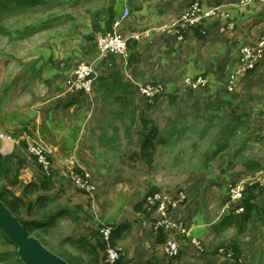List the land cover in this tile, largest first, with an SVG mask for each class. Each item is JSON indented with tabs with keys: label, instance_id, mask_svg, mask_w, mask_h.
Listing matches in <instances>:
<instances>
[{
	"label": "rangeland",
	"instance_id": "obj_1",
	"mask_svg": "<svg viewBox=\"0 0 264 264\" xmlns=\"http://www.w3.org/2000/svg\"><path fill=\"white\" fill-rule=\"evenodd\" d=\"M113 3L112 0H42L34 8L32 5L14 4L8 8L0 5V151L31 158L29 146L23 141H34L36 133L40 132L43 141L36 142L50 152L52 172L49 177L52 178L55 194H61L56 204L68 206L79 218L78 224L74 223L75 220L69 222L67 218L60 221L57 228L46 232L43 243L51 251L64 255L70 264H86V260L82 259L85 254L71 244L64 246L63 239L75 233L85 235L87 229L110 231L120 221H127L134 234H142L138 243L144 242L151 247L153 242L146 231L149 226L153 227L156 216L144 204L142 208L146 212L143 213L137 208L138 204L151 190L159 193L181 192L185 196L182 213L193 214L199 209L214 213L216 210L214 219H224L223 214L232 218L224 229L217 227L220 222L211 224L215 231L213 237L222 236L226 240L221 249L228 261L232 260L233 244H237L244 253L242 264H264V223L258 227L254 216L257 210L252 212L254 214L247 213L249 217L243 213H221L229 203L231 189L240 182L244 184L246 194H264V72L257 76V83L242 87L236 85L233 91L228 88L238 70L240 49L252 46L258 40L252 45L240 46L228 75L219 76L212 85L214 91H211V84L206 79L209 73H202L206 77V86L198 89L200 91L194 92L184 86L182 80L185 76L180 74L183 66L179 61H166L171 67V75H167L165 81L160 74L150 70L149 65L156 59L147 56V53L141 64L144 68L142 73H136L116 56L119 64L122 62L124 65L121 68V64H116L118 78L135 85L136 91L137 87L139 90L140 86L148 84L161 85L164 88L162 95L153 103L146 98L147 101L137 103L136 111L121 114L122 121L118 119L117 109L115 118V113L109 112L104 103L93 105L88 110L82 106L75 120L85 118L86 129L93 126L99 134L96 137L95 132L88 134L89 131L85 133L84 130L79 136L82 141L74 148L57 151L65 147L63 143L67 135L73 133L75 139L78 137L77 122L72 124V118L61 115L52 118V125L46 121V116L58 104L59 97L66 96L69 81L79 65H95L99 78L103 73L100 63L105 58H101L97 49L98 32L95 30L101 28L99 21L107 17ZM215 5L212 8L227 4ZM101 10L105 11V17L98 16ZM35 27L43 29L32 32ZM154 27L135 30L128 24V37ZM143 39L147 38L141 37L139 41L143 42ZM188 61L186 59L185 64ZM111 69L108 73L114 74L115 68ZM256 69L244 81H248ZM97 86L98 82L92 96H96ZM38 117H41L40 129L35 131ZM236 117L240 120L234 121ZM56 120L61 122L56 124ZM230 120L239 128L234 136H228L230 148L227 146L217 155L209 156L210 146L226 143L219 133L227 126L229 129ZM210 125L214 128L210 129ZM86 134L91 144H86ZM147 136H154V149L143 146ZM200 141L203 143L199 144ZM52 142L58 147H54ZM241 149L244 151L243 158H237L232 164V155ZM79 156L91 158L83 161ZM69 159L67 167L65 164ZM13 161L18 166V162ZM9 166L12 168L10 180L17 185L15 171ZM21 172L31 181H38L43 176L40 168L31 163L23 165ZM71 172H87L93 176L94 193L79 189L72 181ZM1 186L10 187V190L13 188L8 179L0 174ZM33 189L18 184L12 194L16 197L23 192L24 195L31 194ZM209 203L213 208H209ZM182 213L180 217L183 219ZM42 214L40 210L36 217ZM123 240L122 247L126 246L128 238ZM202 247L204 252L199 253L201 256L207 251L205 246ZM110 249L119 252L123 258L122 251L108 246L107 252ZM5 251L13 252L15 247L7 246L0 234V253ZM228 264L236 262L232 260Z\"/></svg>",
	"mask_w": 264,
	"mask_h": 264
},
{
	"label": "crops",
	"instance_id": "obj_2",
	"mask_svg": "<svg viewBox=\"0 0 264 264\" xmlns=\"http://www.w3.org/2000/svg\"><path fill=\"white\" fill-rule=\"evenodd\" d=\"M88 1H93V0H88ZM112 1H114L113 8L114 11L116 12V17H115L116 20L123 14L125 9H128L130 11V17L127 23H125L121 28V32L126 36H128V34L130 33L128 32L127 29L128 24L133 26L135 30L138 29L140 30L141 28L143 29L152 26L156 27L161 25L172 24L178 18L179 14H181L184 8L188 6V4H190L189 3L190 0H112ZM208 1L212 5H210ZM202 4L206 9L212 8L213 6H217L215 4H227V5H220L219 7H217L222 9H219L217 14L213 16V18L209 19L205 23V25L203 24L202 26L194 28L190 32H188L183 42H179L175 36L167 35V34H153L150 38L143 39L142 40L143 42L130 40L129 54H128L129 59L127 62V66L131 67V69L136 73H142L141 70H143L144 68L142 67L141 64L145 56V53H147V56L156 59V62H152V64L149 65L152 73L160 74V77L166 81V79L164 78L167 75H171L170 72L171 67L168 66L166 61L168 59L173 61L176 60L181 63L180 66H183V68L180 71V74H184L185 76V78L182 80L184 86L186 85V81L188 79L198 78L199 75H201L199 77L204 78L205 76L202 75V73H206L207 75L209 73L208 77L205 78L207 79V81H209L208 83L211 84L210 86L211 91H214L215 88L212 85L216 83L217 78L219 76L228 75L231 69V65L236 60L237 51L240 48V46L252 45L264 33V0H252L250 2L248 0H202ZM104 14L105 11L103 12L101 10L98 16L101 15L102 17H105ZM104 20L105 18L102 19V21H99V23L101 24V28L99 27L98 30L96 28L95 31L98 32L97 35L102 34V32H107L105 23L103 22ZM227 24L228 25L232 24L233 28L228 29ZM42 29L43 28H34L32 32L37 33L40 30L42 31ZM113 30H114V23L111 32ZM167 52L170 53L169 56ZM186 59L189 60L188 64H185ZM117 64H119L118 59H117ZM120 64L119 65L121 66V68L122 66L124 67L122 62H120ZM100 66L101 68L103 67L104 70L99 78L96 96H92L93 94L92 93L89 96L76 97L75 95L66 93V96L63 95L62 97L61 96L59 97L60 100L58 104H55V106H53L52 109L50 110V114L46 116V121H48L52 125H53L52 118L56 119V117H60L61 115H65L66 117L69 116L70 118H72V124L77 122L76 124L79 130L78 137H76L75 139L76 135H74L73 133L67 135L63 143L65 147L63 149L59 148L57 149V151L62 152L63 150L64 152L65 148L66 150L68 148H72V147L74 148L75 145H77L79 142L82 141V138H80L79 136H81V132H83L84 130L85 133H88L89 131L88 134L90 133L93 134L95 132L94 130L95 127L93 126H89L86 129L87 121L85 120V118L81 119L82 114L80 117L81 120L78 121L75 120L74 117L77 118L78 113H80L79 109H81L82 106H86L88 110L93 105L104 103L107 105L106 107L109 108V112L115 113V118H116V109H117L118 111L117 113L119 114L118 119L122 121L121 114H125V111H127L128 113L132 111H136L137 106L135 105L137 103L141 104L142 100L147 101L146 100L147 98L145 99V97L140 95L138 87H137L136 95L132 97L127 96V94L120 89H117L118 92L116 93V84L118 83L117 81H120L119 83H125L120 78H118L116 74L117 67L115 68L116 65L113 66L112 64H110L109 58H107L101 60ZM111 68L113 69L115 68L114 74L108 73L109 70H112ZM146 70H148V68H146ZM263 72H264V60L259 64V67L256 69L255 73L251 75L250 79L248 78L249 79L248 81L247 80L244 81V79H242L241 82H239L237 85H239V87H242V85L244 84L249 86L251 83H257V76L261 75ZM167 80L169 81L168 78ZM117 87H119V85H117ZM193 91L197 92L200 90H196V91L193 90ZM66 117L64 118L65 122H66L65 119H67ZM40 120L41 117H38V123H37L38 125L34 127L35 131L40 129L39 128ZM233 120L239 121L240 118L236 117ZM230 121H231L230 123L231 126L229 127V129L227 126L219 133L221 139L224 140L226 139V143L223 145L215 144L210 146V151L208 152L209 156L217 155V153H220L221 150L226 149L227 146L230 148L229 142H227L228 136L229 135L234 136V134L237 133L239 129L238 126L233 124L234 121L232 120ZM59 122L61 121L59 120L55 121L56 124H58ZM209 128L213 129L214 125L213 126L210 125ZM95 133H96L95 136L97 137L99 132L96 130ZM207 134L209 135L208 132ZM35 136L36 137H34L35 139L34 141H43L40 132H37ZM108 137H112V136H108ZM84 139L86 144H91L87 134ZM28 140L29 139L27 140L25 139L23 141V144L24 145L27 144L28 146L29 145ZM85 142H83V144H85ZM202 143L203 141L199 142V144ZM52 145L56 148L58 147L55 142H52ZM243 155H244V151H242V149L238 151L236 150L235 154H233L231 158L232 164H234L233 162H235L237 158L242 159ZM19 158H24V157L20 156L18 153L14 154V152H12L11 155L10 154L8 155L7 153L0 151V164H4L7 161V164L13 167V171H15V176L17 175L16 168L19 166ZM89 158H91V156H88V158L84 156H79V159L80 160L83 159V161L86 159L88 160ZM13 159H15L18 162V166H16L17 164L13 161ZM25 159L27 160L26 163L29 164L31 163L33 165H36L33 163L30 157L26 156ZM13 162L15 164H12ZM65 165L67 167L70 165V159L66 160ZM11 170L12 168H10V173L6 177L8 179V182H10L11 187L15 188L19 184L21 187L27 186V189H30V187H28L29 184L36 183L37 185L36 187H34L35 189H33L32 193L30 192L31 194L24 195L23 192L19 196H17L18 198L24 199V202L27 206H29V204H33V206H35V208L33 209V211H35L33 216L27 215L26 212L24 211L25 212L23 214L24 221L42 222L44 221V219H51L54 216L55 217L54 227H52L51 229L50 228L47 229V231L54 230L55 228H57L60 221L64 220L65 218H67L69 222L75 220L74 223L78 224L79 218L74 214V211L72 209H70L68 206L56 204L59 198L61 197V194L59 195L55 194L54 186L51 190L42 189L40 186L42 177L38 181L35 180L31 181V178H26V176L22 174L21 172L22 168L20 173L18 174L19 182L16 185L10 180L9 176H11ZM251 174H255V173H249V175ZM92 180H93V176H92ZM2 188L3 186L0 187V195L3 192ZM5 188L10 190V187L5 186ZM13 188L11 189L12 191L10 190L11 193H14ZM177 193L178 192H171L170 194L176 195ZM262 195L260 193L253 194L254 196L253 202L256 204V208H257L256 214L254 213L253 214L254 216H256L255 219L257 218L258 227H260L261 224L264 223V197H262ZM43 196L50 197L52 201L48 209L42 208L39 203H36L37 198ZM0 201L3 202L1 199ZM209 205H210L209 208H213V205L211 203H209ZM142 206H143V200L140 202V204H138L137 208H139L140 210H142L143 213H145L146 211L142 208ZM60 208L67 210L69 213L62 212L63 214L60 216L59 213L58 215H55V212ZM40 210H42L43 214L40 217H36ZM182 211L183 208H181L180 213H182ZM224 212H225L224 210H221V213ZM214 213L216 214V210ZM214 213L213 212L211 213L210 210L208 212L200 211V209L193 214H187L186 212L182 213V217L186 224V227L188 231H190V236L178 237L177 243L179 246V255L177 258H171L167 254L166 251L167 243L165 242H167L168 238L166 234L164 233H160L159 235L156 234L154 232L153 227L151 228V226H149L148 228L149 230L146 231V233L148 234V238L151 239V241L153 242L151 247L144 242L138 243L139 237L142 239V234L137 235L135 232L136 234L135 235L133 230H131V228L128 231H125L122 234V236L116 240V249L123 252V258L116 263H111L108 260L105 262L103 260V256L105 253L99 249H96V251H91L90 249L83 250L82 247H76L71 243V241L79 240L81 237L84 238L87 237L90 239V242L94 247H98L97 239L95 237L90 236L91 233H96L98 231L87 229L88 233H86L85 235L75 233L63 239V245L66 246L68 244L69 245L71 244L75 249L81 250L83 254H85V256H83L82 259L86 260L85 261L86 264H228V262H231L232 260L228 261L229 259L225 257L224 254L222 253L224 250L221 249L222 245L224 246L226 245V240L222 236L213 237L215 231H213L214 229L211 227V224L220 222L217 223L219 224L217 225V227H222V229H224L227 228V226L230 224L232 218L227 217L228 214H223L222 218L224 219L219 221L217 219H214L215 217ZM16 218L24 226V223L18 217ZM219 218L221 219V217ZM122 223H129V222L120 221L119 224L116 225V227L120 226ZM129 231L131 232L128 233ZM46 232L41 231L40 237L36 235H30V236L38 240L40 244L50 253L62 259L67 264H70L64 259L63 257L64 255L62 256V254L60 253L51 251V249H49L43 243L44 242L43 236L46 234ZM125 238L126 240L128 238V243L126 244V246L122 247L123 244L122 242H125L123 240ZM202 245L207 248V251L204 253L203 256L199 254L200 252L201 253L204 252L203 247L200 248V246ZM209 249L210 251H208ZM102 253H104L103 256ZM243 257H244V253L242 250V259ZM69 259L72 260L71 258Z\"/></svg>",
	"mask_w": 264,
	"mask_h": 264
},
{
	"label": "built area",
	"instance_id": "obj_3",
	"mask_svg": "<svg viewBox=\"0 0 264 264\" xmlns=\"http://www.w3.org/2000/svg\"><path fill=\"white\" fill-rule=\"evenodd\" d=\"M249 2L252 0H248ZM222 8L206 9L202 4V0H193L189 8L181 15L179 19L170 25H161L136 34L126 36L121 32V28L127 23L130 17V11L125 9L123 14L115 21L114 30L107 34H100L96 37V46L101 58L109 55L117 56L127 63L128 49L130 40L139 41L141 37L150 38L153 34H167L177 38L179 42H183L188 32L192 29L202 26L205 21L213 18ZM230 25L228 29H232ZM264 59V33L258 41L252 46H245L240 49L238 56V70L231 78L229 90L233 91L234 87L241 82L250 72L255 70ZM99 78L95 65L83 63L79 65L73 73L72 79L69 81L67 93L71 95L89 96L92 94L94 86ZM186 86L198 90L206 86V79L198 77L196 79H188ZM164 88L161 85H144L140 86L139 93L147 98L151 103L155 102L163 93ZM29 142L30 153L35 156L38 163L42 167L43 173L50 176L52 172V164L49 160L50 152L46 151L40 142ZM72 181L81 190L94 193L95 187L91 183L92 176L87 172L74 173L71 172ZM246 188L242 182L233 186L230 192L229 203L225 205L224 211L236 214L245 212ZM185 196L178 192L176 195L170 193H157L147 198V206L150 210H154L155 220L153 228L156 234H166L167 246L166 251L169 257L176 258L179 255L178 237L190 236L184 220L180 217L181 208L184 204ZM104 239L109 240L110 231L105 230ZM199 246V244H198ZM108 261L111 263L119 262L122 256L119 252L108 250ZM237 264V263H236ZM242 264V262L238 263Z\"/></svg>",
	"mask_w": 264,
	"mask_h": 264
},
{
	"label": "trees",
	"instance_id": "obj_4",
	"mask_svg": "<svg viewBox=\"0 0 264 264\" xmlns=\"http://www.w3.org/2000/svg\"><path fill=\"white\" fill-rule=\"evenodd\" d=\"M39 2H42V0H3L2 2H0V5H4L6 8L11 7L14 4H16L17 6L18 5H21V6L32 5V7L34 8L36 6V4ZM115 17H116V12L114 11V8H112L108 11L107 17L103 21L105 23V27H106L107 32H102V33L107 34V33L111 32L112 27H113V23L116 21ZM35 28H37V27H35ZM107 58H109V63L112 64L113 66L117 64L116 56L109 55L105 59H107ZM115 68H116V66H115ZM97 82H99V80H97ZM117 82H118L117 85H119V87H117V89L122 90L124 93L127 94V96L132 97V96L136 95V88L132 83L125 84V83H119L120 81H117ZM84 96H86V95H83V97ZM80 97H82V96H80ZM153 139H154V136H147L146 140H144V142H143V146L144 147H150V149L151 148L154 149L155 145L153 144V141H152ZM31 160L33 161L34 164H36L40 168L41 173H43L42 167L38 163V160L35 158V156L32 155ZM26 162H27V160L25 158H19V166L16 168V174H17L16 179H15L16 183L19 182L18 174L20 173L21 168L23 167V165ZM9 173H10V167L7 164V161L4 164H0V174L3 176V178H6ZM51 180H52L51 177H48L43 173V176L41 179V184H40L41 188L46 189V190H51L53 188V184H52ZM36 186H37L36 183H31V184H29L28 187H36ZM2 191L3 192L0 195V199L6 204V206L12 211V213L24 223V227H25V229L29 235H36V236L40 237L41 231L46 232L47 229H49V228L51 229L52 227H54V224H55V217L54 216L51 219H44V221H42V222H40V221H32V222L24 221L23 220V214L26 212L27 215L33 216L35 213V211H33L35 206H33V204H29V206H27L24 202V199L14 196L11 193V191L5 187L2 188ZM157 193H159V191L151 190L145 196V198L143 200V204L146 206L147 209H149V207L147 206V198L150 196H153L154 194H157ZM253 200H254V196L252 194H250V193L246 194L245 193V202H244L245 212L243 214L246 217H249V216H247V213H252V212H254L255 209H257L256 204L253 202ZM36 203H39L42 208L48 209L49 205H50V203H52V201H51L50 197L43 196V197L37 198ZM62 212L69 213L67 210L60 208L59 210H57L55 212V215H58V213H59V216H60L63 214ZM153 212H154V210L152 208V213ZM129 229H130L129 223H122L120 226L112 228V230H110V236H109L108 241H106L104 239V233L102 230H99L96 233H91L90 236L95 237L97 239V246L98 247H94L91 244L90 239L87 237H85V238L81 237L79 240L71 241V243L76 247H82L83 250L84 249H90L91 251H96V249H99V250L103 251L105 253L103 256V260L106 262L108 259V254H107L108 246L116 247V240L119 239L122 236V234L125 231H128ZM0 234H1L2 239L4 240V242L7 246L15 247V251H13V252L5 251V252L0 253V264H24L21 261L20 256L18 255V248L4 234V232L1 230V228H0ZM231 251H232V256H231L232 260H234L237 264L240 263L241 259H242V251H241L240 247L237 244H233Z\"/></svg>",
	"mask_w": 264,
	"mask_h": 264
},
{
	"label": "water",
	"instance_id": "obj_5",
	"mask_svg": "<svg viewBox=\"0 0 264 264\" xmlns=\"http://www.w3.org/2000/svg\"><path fill=\"white\" fill-rule=\"evenodd\" d=\"M0 228L18 248V255L24 264H67L46 250L38 240L31 237L25 227L1 201Z\"/></svg>",
	"mask_w": 264,
	"mask_h": 264
},
{
	"label": "bare ground",
	"instance_id": "obj_6",
	"mask_svg": "<svg viewBox=\"0 0 264 264\" xmlns=\"http://www.w3.org/2000/svg\"><path fill=\"white\" fill-rule=\"evenodd\" d=\"M9 238V237H8ZM10 239V238H9Z\"/></svg>",
	"mask_w": 264,
	"mask_h": 264
}]
</instances>
